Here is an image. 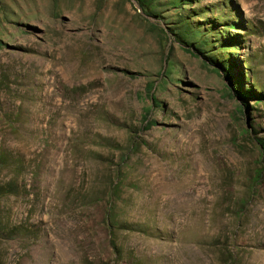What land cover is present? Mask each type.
I'll return each mask as SVG.
<instances>
[{
    "label": "rangeland",
    "instance_id": "rangeland-1",
    "mask_svg": "<svg viewBox=\"0 0 264 264\" xmlns=\"http://www.w3.org/2000/svg\"><path fill=\"white\" fill-rule=\"evenodd\" d=\"M181 16L264 94V0H0V264H264V102Z\"/></svg>",
    "mask_w": 264,
    "mask_h": 264
},
{
    "label": "trees",
    "instance_id": "trees-1",
    "mask_svg": "<svg viewBox=\"0 0 264 264\" xmlns=\"http://www.w3.org/2000/svg\"><path fill=\"white\" fill-rule=\"evenodd\" d=\"M180 1L191 2V0ZM152 15L154 17H158L156 14L152 13ZM177 24L178 26H176V28H170L171 36L174 38V42L180 44L188 53L195 55L196 52L198 55L203 56L206 62L221 70L223 76L233 86L234 96L238 98L243 105H247L249 99L256 100L258 104L264 102V94H257L251 90L243 89V78L240 75L234 74L235 61L233 58L236 54L231 52V50L234 47L232 46V42H237V38L230 39L227 42L222 39L221 41L225 43V45L223 48L216 49V46L211 45L206 39H200L202 37V31L201 29L194 27L190 18L181 16V20ZM197 38H199V40H197ZM219 50L225 53L223 55L222 53L219 54ZM152 101L156 104L154 98H152ZM149 127H152V123ZM262 163L264 164V161ZM260 175L261 172L257 174L258 177H260ZM108 225L112 229L115 227L112 220L108 222ZM119 252L120 251H117V254H120ZM231 264H234V261Z\"/></svg>",
    "mask_w": 264,
    "mask_h": 264
}]
</instances>
